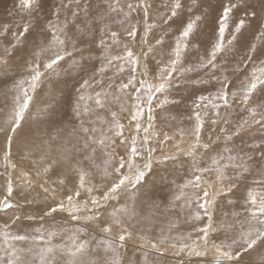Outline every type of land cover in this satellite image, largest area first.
<instances>
[{
  "label": "snow or ice",
  "instance_id": "6c2138e0",
  "mask_svg": "<svg viewBox=\"0 0 264 264\" xmlns=\"http://www.w3.org/2000/svg\"><path fill=\"white\" fill-rule=\"evenodd\" d=\"M5 11L0 264H264V5ZM180 171L179 194L157 202ZM162 207L177 216L166 227Z\"/></svg>",
  "mask_w": 264,
  "mask_h": 264
},
{
  "label": "rangeland",
  "instance_id": "374dc122",
  "mask_svg": "<svg viewBox=\"0 0 264 264\" xmlns=\"http://www.w3.org/2000/svg\"><path fill=\"white\" fill-rule=\"evenodd\" d=\"M13 2H15V1L0 0V19H7V14H6L5 10H6V8L11 7ZM254 3H255V7L257 9H259L261 7V5H264V0H254ZM50 87H55V83L54 82L50 83ZM70 87H71V84L68 85V88H70ZM60 88L67 91V89H65V86L63 84L60 85ZM183 94H187V93H183ZM58 98H59V96H58ZM246 140H247V143L245 145H243L245 147H247L248 144L253 143V141H251L248 138H246ZM255 142L258 143L259 141L257 140ZM184 178H186V177H184V172L180 171L179 173H177V176L175 177L174 183H171L170 186H168V185L162 186L161 191H159L157 193V197H156L157 202L163 203V202H166L167 200H170L174 195H178L179 192H178L177 185L182 184ZM205 178L208 179L209 181H211V179L214 178V174H206ZM152 211H154V213H155V223L158 224L159 226L166 227L168 219H172V220L177 219V216L175 214L165 212L163 207L160 210H152ZM63 215H65V214H61V216H63ZM0 216H6V213L3 211H0ZM61 216H57V222L60 221ZM182 218L183 217L179 218L181 225H183ZM184 228H186V226H184ZM184 228H182V230H184ZM118 232H119V229L115 228V226H114V234H117ZM96 234L97 233H92V235H96ZM103 255H104L103 250H101L100 256L102 257ZM125 255L139 256V252H134L132 247H131V244H129L127 247ZM197 259L198 258L193 257L192 258V264H195V261Z\"/></svg>",
  "mask_w": 264,
  "mask_h": 264
},
{
  "label": "bare ground",
  "instance_id": "6f19581e",
  "mask_svg": "<svg viewBox=\"0 0 264 264\" xmlns=\"http://www.w3.org/2000/svg\"><path fill=\"white\" fill-rule=\"evenodd\" d=\"M12 1H15V0H12ZM12 3V2H11ZM14 3V2H13ZM10 8V7H8ZM46 87H50V84H48ZM165 213V212H164ZM182 222H183V218H182Z\"/></svg>",
  "mask_w": 264,
  "mask_h": 264
}]
</instances>
